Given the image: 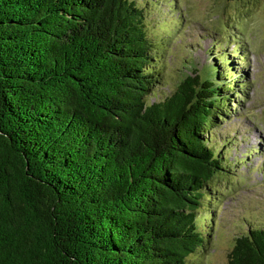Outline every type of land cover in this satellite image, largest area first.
<instances>
[{
    "label": "trees",
    "instance_id": "trees-1",
    "mask_svg": "<svg viewBox=\"0 0 264 264\" xmlns=\"http://www.w3.org/2000/svg\"><path fill=\"white\" fill-rule=\"evenodd\" d=\"M143 4L0 0V264H198L212 246L231 163L210 135L244 73L213 52L151 100L167 39ZM228 264H264V226Z\"/></svg>",
    "mask_w": 264,
    "mask_h": 264
},
{
    "label": "rangeland",
    "instance_id": "rangeland-1",
    "mask_svg": "<svg viewBox=\"0 0 264 264\" xmlns=\"http://www.w3.org/2000/svg\"><path fill=\"white\" fill-rule=\"evenodd\" d=\"M138 1L145 2L148 32L167 39L163 84L151 100L173 91L185 74L195 72L193 67L203 74L213 52H238L229 57L244 73L238 78L244 86L241 93H232L238 103L231 100L230 114L216 123L210 135L222 145L229 141L225 152L230 176L222 173L218 181L222 201L210 222L212 246L196 260L228 264L235 234L264 226V0Z\"/></svg>",
    "mask_w": 264,
    "mask_h": 264
}]
</instances>
